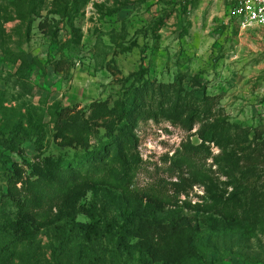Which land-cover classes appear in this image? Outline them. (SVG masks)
I'll list each match as a JSON object with an SVG mask.
<instances>
[{
	"label": "rangeland",
	"instance_id": "obj_1",
	"mask_svg": "<svg viewBox=\"0 0 264 264\" xmlns=\"http://www.w3.org/2000/svg\"><path fill=\"white\" fill-rule=\"evenodd\" d=\"M233 2L0 0V227L14 189L38 221L21 261L264 264V28ZM125 217L177 233L129 255Z\"/></svg>",
	"mask_w": 264,
	"mask_h": 264
},
{
	"label": "trees",
	"instance_id": "obj_2",
	"mask_svg": "<svg viewBox=\"0 0 264 264\" xmlns=\"http://www.w3.org/2000/svg\"><path fill=\"white\" fill-rule=\"evenodd\" d=\"M63 162H61L62 166ZM14 189V188H13ZM16 190V191H15ZM11 191V189H10ZM20 191L14 189V192L11 193V198L14 200L17 205H20V212H23V218L15 219L10 221L8 225H3L0 227V235L4 234L7 238H10V242L6 248V251L1 252L5 255L6 261H14L19 260L20 264H28V261H21L24 259L23 254H26L25 250L22 248H26L25 243L27 239L30 237V240L33 239V230L36 229L38 225V221H36V216L34 212L35 205L31 203V201H23L21 199H17V196L20 194ZM140 224L135 227H131L134 224L130 225V220L125 217L120 224L116 223V237H118L117 245L120 247V250H126V253L130 255V247H137L147 258L151 257L153 260L156 256L159 257L160 250H163L167 245L168 241L166 239V233L171 231V234L177 233V226L170 225H161L154 223L152 229H148V227L143 226L145 222H149V219H139ZM94 223V222H93ZM94 229V224L91 223H80L77 225L76 232L80 234H84L85 236L91 235ZM6 230V231H5ZM139 232L140 237L137 235H133L132 232ZM97 234V232H95ZM11 236H14V240ZM29 236V237H28ZM28 237V238H27ZM127 238H139L137 245H130L129 241L126 242ZM141 240H144L143 243H140ZM21 245V246H20ZM10 246V247H9ZM123 246V248H122ZM20 247V248H19ZM144 247V248H143ZM4 250V249H2ZM10 250L12 252H8ZM146 251V253L144 252ZM132 255V253H131ZM4 264V263H0ZM164 264H169L166 260Z\"/></svg>",
	"mask_w": 264,
	"mask_h": 264
},
{
	"label": "built area",
	"instance_id": "obj_3",
	"mask_svg": "<svg viewBox=\"0 0 264 264\" xmlns=\"http://www.w3.org/2000/svg\"><path fill=\"white\" fill-rule=\"evenodd\" d=\"M230 16L242 30L254 26L264 28V0H234Z\"/></svg>",
	"mask_w": 264,
	"mask_h": 264
},
{
	"label": "crops",
	"instance_id": "obj_4",
	"mask_svg": "<svg viewBox=\"0 0 264 264\" xmlns=\"http://www.w3.org/2000/svg\"><path fill=\"white\" fill-rule=\"evenodd\" d=\"M228 21L231 22V24H236L237 22L235 20H232L231 19V16H230V11L228 13V17H227ZM238 24V23H237ZM239 26V25H238Z\"/></svg>",
	"mask_w": 264,
	"mask_h": 264
}]
</instances>
